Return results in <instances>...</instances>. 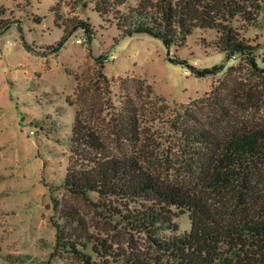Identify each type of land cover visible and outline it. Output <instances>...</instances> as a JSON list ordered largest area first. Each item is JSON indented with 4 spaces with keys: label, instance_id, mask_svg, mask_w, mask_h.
<instances>
[{
    "label": "rangeland",
    "instance_id": "obj_1",
    "mask_svg": "<svg viewBox=\"0 0 264 264\" xmlns=\"http://www.w3.org/2000/svg\"><path fill=\"white\" fill-rule=\"evenodd\" d=\"M251 1L255 19L236 17L231 24L246 44L254 46L255 59L263 66L264 0ZM93 2L82 6L78 0H0V25L12 22L0 32V264H81L63 248L50 257L55 241L50 219L61 222L50 195L59 203L74 205L89 231L112 247L143 256L151 264H175L151 245L145 232L105 217L96 206L105 203L107 208H118L124 201L96 193L72 195L60 184L76 109L93 105L88 117L96 120L100 115L102 127L107 129L105 136H111L107 138L108 149L119 152L113 117L123 99L121 77L134 78L128 79L127 85L138 102L137 152L162 177H175L176 166L180 167L174 165L180 150L172 124L180 125L182 118H176L174 104L201 97L221 81L232 87L250 84L259 96L251 109L237 110L232 103L229 107L241 119L254 115L255 120H264V74L245 60L227 58L225 51L209 44L214 30L195 28L184 45L166 48L157 38L142 34L120 37L113 22L101 20L92 12ZM78 20L92 24L91 39L83 29L72 28ZM63 31L72 33L58 51H48ZM23 42L35 51H27ZM38 51L44 53L36 54ZM102 55L105 58L100 63L96 57ZM214 66L221 70L213 75L198 77L192 71ZM99 70L108 79L107 94L100 92L104 84ZM136 78L150 83L152 93ZM78 82L83 86L81 92L75 90ZM155 95L163 96L168 108L162 109ZM109 99L112 107L105 105ZM201 108L195 110L206 121L204 112L209 105ZM136 138L132 137L131 143L124 138L122 149L134 150ZM169 217L176 229H166L162 234L189 231L186 210L171 206Z\"/></svg>",
    "mask_w": 264,
    "mask_h": 264
},
{
    "label": "trees",
    "instance_id": "obj_2",
    "mask_svg": "<svg viewBox=\"0 0 264 264\" xmlns=\"http://www.w3.org/2000/svg\"><path fill=\"white\" fill-rule=\"evenodd\" d=\"M78 1L86 6L91 0ZM93 1L92 12L101 20L113 22L120 37L142 34L157 38L166 48L180 47L195 28L211 29L215 37L209 44L225 51L227 58L245 60L264 74V65L255 59L254 46L246 44L231 24L236 17L255 19L251 0H133L134 4H130L132 0ZM11 24L9 21L0 25V32ZM72 28L83 29L91 39L93 28L88 20H78ZM71 33L63 31L58 42L47 47L48 51H58ZM23 46L27 51L34 50L26 42ZM41 53L44 52H36ZM104 58L102 55L96 60L102 63ZM218 70L220 67L214 66L192 71L201 77ZM229 70L232 75L233 67ZM98 73L105 85L100 92L107 94L108 79L101 70ZM128 79L134 78L119 79L123 99L113 117L119 152L108 149L107 138L111 136H105L107 129L102 127L100 115L96 120L88 117L93 105L76 109L61 186L72 195L96 193L124 201L118 208H107L105 203L96 206L105 217L145 232L151 245L175 264H264V120L257 121L254 115L241 119L229 107L232 103L237 110L251 109L259 97L256 88L241 83L232 87L221 81L212 84L201 97L174 104L176 118H182L180 125L172 124L180 150L174 165L178 163L180 167L176 166L175 177H162L137 152L139 109L129 92ZM136 81L152 93L145 79ZM82 87L78 82L76 92H81ZM154 98L162 109L168 108L163 96ZM105 105L112 107L111 100ZM208 105L206 121H202L196 110ZM132 137L136 138L134 150L122 149L123 139L131 143ZM50 198L61 220L50 219L55 228L50 257L63 248L78 257L81 264H151L143 256L112 247L91 233L74 205L59 203L53 195ZM171 206L188 212L189 231L162 234L166 229H176L169 217Z\"/></svg>",
    "mask_w": 264,
    "mask_h": 264
}]
</instances>
